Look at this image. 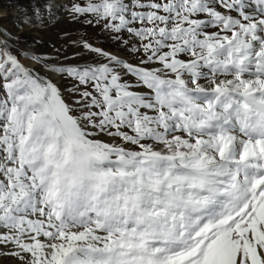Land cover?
Returning <instances> with one entry per match:
<instances>
[{"label": "snow or ice", "instance_id": "snow-or-ice-1", "mask_svg": "<svg viewBox=\"0 0 264 264\" xmlns=\"http://www.w3.org/2000/svg\"><path fill=\"white\" fill-rule=\"evenodd\" d=\"M29 7L0 24V261L264 264V0ZM58 7L82 34L46 50Z\"/></svg>", "mask_w": 264, "mask_h": 264}, {"label": "rangeland", "instance_id": "rangeland-1", "mask_svg": "<svg viewBox=\"0 0 264 264\" xmlns=\"http://www.w3.org/2000/svg\"><path fill=\"white\" fill-rule=\"evenodd\" d=\"M1 9L5 12L6 17L0 18V24L4 27L11 29L13 24V18L17 17L20 14V7H24L31 11L29 7V0H0ZM53 20L51 25H49L46 30L39 35L44 41L45 49L48 50V45L50 43H56L57 46H60V41L58 36L64 32H69L72 39H77L81 34V31H77L80 28L79 25L69 23L67 20V15L64 10L61 8H56L52 12ZM89 32H94L93 29H89ZM95 39V36L92 37ZM29 41L32 39V35L28 37ZM103 40H97V44H101ZM69 52L72 51L71 48L68 49Z\"/></svg>", "mask_w": 264, "mask_h": 264}, {"label": "bare ground", "instance_id": "bare-ground-1", "mask_svg": "<svg viewBox=\"0 0 264 264\" xmlns=\"http://www.w3.org/2000/svg\"><path fill=\"white\" fill-rule=\"evenodd\" d=\"M4 13L5 12L1 9V3H0V18L6 17V14ZM105 43H106L105 41L101 42V44H105ZM0 264H9V262L7 260H4V261H0Z\"/></svg>", "mask_w": 264, "mask_h": 264}]
</instances>
